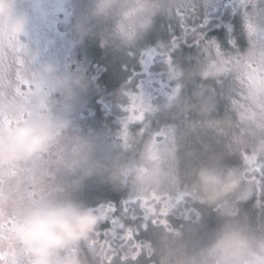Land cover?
Segmentation results:
<instances>
[{
	"label": "clouds",
	"instance_id": "clouds-1",
	"mask_svg": "<svg viewBox=\"0 0 264 264\" xmlns=\"http://www.w3.org/2000/svg\"><path fill=\"white\" fill-rule=\"evenodd\" d=\"M185 2L90 0L89 16L107 23V39L117 48L132 50L157 18ZM22 3L0 0V264H104L111 250L92 242L105 209L73 195L92 175L150 201L157 219L182 203L210 208L218 218L208 243L195 250L178 231L156 224L158 242H145L135 264H264V225L253 227L238 207L241 194L261 183L256 169L264 163L262 0H239L250 6L243 51L208 53L187 66L178 59L164 64L166 78L180 89L162 108L171 123L156 132L146 123L143 135L120 130L123 150L107 165L53 112L55 102L71 101L88 82L41 58ZM222 79L232 85L231 107L216 116L212 82ZM208 135L228 138L242 164L201 159L190 145ZM129 255L123 251L115 264H133Z\"/></svg>",
	"mask_w": 264,
	"mask_h": 264
},
{
	"label": "rangeland",
	"instance_id": "rangeland-1",
	"mask_svg": "<svg viewBox=\"0 0 264 264\" xmlns=\"http://www.w3.org/2000/svg\"><path fill=\"white\" fill-rule=\"evenodd\" d=\"M43 1L45 2V0ZM65 1L67 5L66 14L61 18L51 13L48 6L43 5L41 2H35L38 11L37 17L43 27V30H40L35 38L38 39L39 37L41 40H45L48 36L51 37L52 30L56 29L55 38L48 52H41V58L56 61L64 72L82 75L87 80L88 87L83 91H77L71 101L58 100L55 102L53 112L68 121L69 131L72 134L90 142L93 146V158L106 165L114 154L120 152L121 147H117L118 136L112 139V135L106 131L89 129L84 125L85 122L81 114L82 109L88 107L94 89L98 91L100 88L98 83L99 67L101 66L99 59L105 57L110 66L117 65L120 61L122 68L138 73L135 74L134 80H131L124 93L127 90H134L137 84L141 86L142 91L150 98V103L153 106V111L146 114V123L149 125L152 120L157 122L160 110H162V104L165 105L167 102L165 88L169 86V83H171V86L174 85L172 82H168L166 76L163 75L164 63L162 60H157L147 68L139 63L138 53L141 49L146 46H154L157 43H165L173 35L185 38L191 42L198 35L203 34L206 40H214L217 46L225 52L243 51L248 45L243 30V19L245 14L250 11V6H241L239 0H194L195 11L186 21L187 31H182L174 18H157L152 29L143 37L137 48L132 50L119 49L107 39V23L95 21L89 16L90 0ZM22 5L23 3L20 6V10L26 11L22 9ZM261 7H264V0H262ZM230 9L239 17L240 33H237L234 28L232 19L226 20L223 18ZM208 21H215L213 27H217V29L216 31L214 30V34H211L210 30L206 32L200 31L203 27H206ZM169 24L172 25L171 29H169ZM33 25H36L35 21L33 22L30 18V39L36 46V42L33 40ZM129 51L135 53V55H129ZM202 55L200 48L182 46L176 51L175 59L187 66L192 61L201 58ZM95 56L100 57L98 59ZM231 87L232 85L228 79L212 82V88L215 93L214 115L221 116L229 112L231 107ZM191 90V87L186 88L184 93L190 94ZM104 103L108 106L117 107L122 114L121 118L125 116L122 102H119L116 97H110ZM154 121L152 124L153 132L171 123L168 122L159 127ZM190 147H194L200 158L204 160L209 157H215L226 166H240L242 164V157L238 152L232 150L231 141L228 138L208 135L203 137L199 143L190 145ZM110 184L107 179L92 175L83 180L81 187L73 195L84 203L88 201L96 202L105 195L103 191ZM126 191L128 194L123 199L128 202L132 198V193L128 188ZM181 205L180 220H177V222L171 220L170 222L169 216L172 215V212H169L166 219L168 224H170L169 227L178 231L182 239L186 241L189 250H195L208 243L212 233L218 227L219 221L210 208L187 203H182ZM238 207L243 214L247 215L253 227L264 225V182L251 188L246 193H242L238 201ZM136 213L137 217H139V211L136 210ZM119 216L120 213L117 217ZM122 222L126 226L134 227L131 219H126ZM136 223H140L139 218H137ZM134 239L142 243L151 242L156 244L159 239L158 227L150 222H145V227ZM105 240L106 237L102 234V238L99 241L105 245ZM92 243L96 245L98 237ZM123 251L121 249L118 250V252ZM113 253L112 251L109 252L104 264H107L108 257H113ZM118 260L119 257L117 260L113 258L111 264H115Z\"/></svg>",
	"mask_w": 264,
	"mask_h": 264
},
{
	"label": "snow or ice",
	"instance_id": "snow-or-ice-1",
	"mask_svg": "<svg viewBox=\"0 0 264 264\" xmlns=\"http://www.w3.org/2000/svg\"><path fill=\"white\" fill-rule=\"evenodd\" d=\"M194 0H186L183 6H178L169 16L174 18L176 24L181 28L182 31H187L186 21L194 13ZM172 25L169 24V29ZM193 46L201 49L203 55L208 53H219L221 49L217 46L214 40H206L203 34L198 35L193 41L189 42L187 39L177 37L173 35L165 43H157L154 46H146L141 49L138 53L139 63L147 68L153 65L157 60H162L164 64L171 65L175 60V53L181 47ZM129 55H135V53L129 51ZM165 75V73L163 74ZM168 82H171L170 77L167 78ZM179 86H169L165 88V94L167 98L175 95L179 91ZM122 108L125 112V116L121 120V130H131L136 123L143 125L136 132L139 135H143L146 124V114L153 111V106L150 103V98L145 95L139 84L136 85L134 90H127L124 93V100L122 102ZM243 158H247V154H244ZM257 171H261L259 166ZM139 208V217H137L136 208ZM105 209V222L110 223L112 227L106 229L103 235L110 239H106L110 249L119 248L121 250L127 249L131 255L127 256L126 259L130 260L135 264V261L139 258L143 250V244L140 241L134 239L135 236L145 227V222H150L152 225L160 224L166 227L167 213H160V218L157 219L154 211L151 207L150 201L137 200L131 198L126 202L121 209H117L112 205H103ZM120 213L117 217L116 213ZM163 217V218H162ZM139 218L140 223L137 224L136 220ZM131 219L133 226H126L122 221ZM101 232L96 234L99 238ZM117 255H120L118 253ZM115 257H108L107 264H111V260Z\"/></svg>",
	"mask_w": 264,
	"mask_h": 264
},
{
	"label": "trees",
	"instance_id": "trees-1",
	"mask_svg": "<svg viewBox=\"0 0 264 264\" xmlns=\"http://www.w3.org/2000/svg\"><path fill=\"white\" fill-rule=\"evenodd\" d=\"M35 2H41L43 5H46L49 7L51 13H54L57 17L65 16L66 14V1L65 0H35ZM34 2V0H26L24 1L22 5V9L26 10L30 14L31 20L35 21V26L32 27L33 32V40L36 42V47L40 49V52H48V49L51 46L52 41L54 40V35L56 34V29L52 30L51 37L48 36L47 39L41 40L39 37L36 39L37 34L40 32V30H43V27L40 24V19L37 17V8L35 5H37ZM29 6L32 8H29ZM32 12V13H31ZM226 20H233V26L237 30V33H240L239 31V17L236 13L232 12V9L228 11V14L226 16H223ZM215 24V21H208L206 27H203L202 32H206L210 30L211 34H214V30L216 31L217 27H213ZM59 30V29H58ZM241 40V39H240ZM243 40V39H242ZM100 56H95V58L99 59ZM99 64L101 66L99 67V84L100 88L98 91H95L91 96L90 103L88 104V107H85L82 109L81 114L83 116L84 125L88 127L89 129H101L103 131L108 132L110 135H112V139L117 137L120 130H121V120L123 118L122 114L120 113L119 109L117 107H112L105 105V101H107L110 97L114 98L116 97L119 102H123L124 100V90H126V87L129 86V83L131 80L135 77V74H138L137 72L128 71L125 68H122L120 66V61L118 64L114 65H108L110 64L107 62V59L104 57L103 59H99ZM98 72V71H96ZM134 80V79H133ZM164 104H162L163 108ZM154 118V117H152ZM153 121L148 125L149 128L152 130V124ZM156 122V121H154ZM171 122L170 118L167 117L162 110H160V115L157 118V125L161 127L163 124ZM141 127V124L136 123L135 126L131 128L132 131L138 132L137 130ZM117 147L120 148L121 145L119 143V140L117 141ZM123 149L120 148V151ZM261 172L258 174L261 177V183L264 182V163L261 165ZM106 190L103 191L105 195L96 202H85L87 205L92 207H97L100 205H107L111 204L114 205L117 209H120L121 206L126 202L124 201V197L128 194L126 191V187H114L112 184L110 186L105 187ZM137 211L138 208H136ZM182 210V205H178L176 209H173L171 212V216H169L170 222L171 220H174L177 222V220H180V211ZM119 212L116 214L118 216ZM170 225V224H168ZM111 226L110 223L103 222L101 224L100 232L101 235L98 238L97 246L103 245L99 240L102 238V234L106 229H109ZM106 239H110L109 237ZM104 246H107V243H105ZM85 250L87 251V245L84 246ZM109 248V247H108ZM110 249V248H109ZM113 253V257L117 260L119 255L118 252L119 249L113 248L110 249ZM110 251V252H111ZM125 251V250H124Z\"/></svg>",
	"mask_w": 264,
	"mask_h": 264
},
{
	"label": "flooded vegetation",
	"instance_id": "flooded-vegetation-1",
	"mask_svg": "<svg viewBox=\"0 0 264 264\" xmlns=\"http://www.w3.org/2000/svg\"><path fill=\"white\" fill-rule=\"evenodd\" d=\"M31 8V7H30ZM33 8V7H32ZM32 8H31V10H32ZM33 11V10H32ZM32 13V12H31Z\"/></svg>",
	"mask_w": 264,
	"mask_h": 264
}]
</instances>
